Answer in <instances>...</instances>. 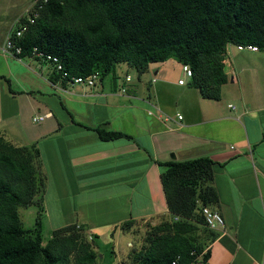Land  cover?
I'll use <instances>...</instances> for the list:
<instances>
[{"label":"crops","instance_id":"0c3cea01","mask_svg":"<svg viewBox=\"0 0 264 264\" xmlns=\"http://www.w3.org/2000/svg\"><path fill=\"white\" fill-rule=\"evenodd\" d=\"M18 8L0 15V49L29 9ZM238 52L231 51L230 74L226 69L230 98L222 91L213 101L191 87L175 60L138 81H121L116 69L108 85L90 88L62 80L52 63L0 51V137L29 150L36 143L42 196L75 201L74 215L56 230L80 224L93 234L117 231L130 220L133 231L156 225L168 215L159 163L208 157L217 164L212 209L225 227L214 231L207 264H264V55ZM36 112L52 116L30 134L25 118ZM98 129L131 139L103 141ZM124 258L118 263L128 264Z\"/></svg>","mask_w":264,"mask_h":264},{"label":"trees","instance_id":"16d2710c","mask_svg":"<svg viewBox=\"0 0 264 264\" xmlns=\"http://www.w3.org/2000/svg\"><path fill=\"white\" fill-rule=\"evenodd\" d=\"M39 5V18L17 46L22 58H35L34 49L55 57L58 63L52 64L61 66L57 73L66 82L93 73L103 81L123 63L143 75L151 64L175 59L191 68V87L206 100L220 101L229 80L228 45L264 51V0H40ZM97 133L103 141L131 139L121 132ZM38 159V149L0 137V264H98L97 237L89 242L84 226L56 230L46 245L40 231L33 237L23 228L19 208L33 205L45 188ZM159 165L168 215L148 223L128 264H190L202 255L208 262V245L217 235L206 227L202 209L219 202L212 186L217 164L203 157ZM135 226L126 221L121 230L134 232Z\"/></svg>","mask_w":264,"mask_h":264},{"label":"rangeland","instance_id":"374dc122","mask_svg":"<svg viewBox=\"0 0 264 264\" xmlns=\"http://www.w3.org/2000/svg\"><path fill=\"white\" fill-rule=\"evenodd\" d=\"M33 0H4L0 2V15L5 12V9L11 8V6L14 7L15 3H18V12L22 13L24 12L30 5L32 4ZM14 12V11H13ZM12 18V17H11ZM238 46L235 44H230L227 47V51L229 53V56L227 57V66L225 63V68L228 70L229 74L231 72V51L238 52ZM242 55L250 54L248 50H245L243 52H238ZM259 55H264V51L259 53ZM175 60V59H170ZM176 61V60H175ZM167 65L166 62L163 63H154L151 64L149 69L147 70V77H153L154 72L160 67H165ZM117 72L121 78V81H125L126 77L129 75L134 81H138L139 79V71L136 67H132L126 63L118 64L117 65ZM111 75L106 76L104 78L105 84H109L111 82ZM183 78V77H182ZM187 79V78H186ZM190 79V78H189ZM231 89L230 84L224 85L222 88V91H224V96L226 98H230V92ZM40 116L38 112L32 113L28 116H26V124L25 130L32 134L33 131L40 130L43 126V123H35L34 118ZM32 149H37V144H32ZM45 191V188L42 190H39L35 197V203L29 207H21L19 208V214L22 220V226L26 231H30L31 236L36 237L37 233L40 231L41 236L43 238V244L46 245L52 238L53 233L57 228L63 225V220L66 217L71 215H74L72 213L73 210V203L75 201H72V203H66V202H52L50 201V197L48 196L44 197L43 192ZM44 197V198H43ZM211 210H213L211 208ZM214 211V210H213ZM95 213H98L95 211ZM100 220V217H99ZM104 220V219H102ZM70 222L75 221V218H70ZM38 222L41 224L40 230L38 229ZM80 224H76L78 226ZM221 229V228H219ZM218 229V230H219ZM149 231L148 223H142L134 229V232H121V230L113 229V227L106 231V229H101L97 231H93V233L89 232L86 229V237L87 234H91L94 237H97L96 239V246L99 251V255L103 256V258L99 259L98 264H119L118 256L119 258H124L125 261L128 263L131 262L132 255L134 253V250H139L143 244V238L146 235V233ZM131 243V246L130 244ZM128 254V255H127ZM127 255V256H126Z\"/></svg>","mask_w":264,"mask_h":264},{"label":"built area","instance_id":"2783aa9c","mask_svg":"<svg viewBox=\"0 0 264 264\" xmlns=\"http://www.w3.org/2000/svg\"><path fill=\"white\" fill-rule=\"evenodd\" d=\"M39 1L40 0H34L32 5L27 10L26 15L19 18L16 21L15 25L8 33L4 46L0 49L2 53L7 54V55H12L21 60L23 50L21 47L17 46L16 40L22 38L23 35L28 31L29 25L34 24L35 20L39 18L40 16L39 12L42 9V5H39L38 7L36 6L38 5ZM44 2L46 3L47 0H44ZM24 18L26 19V21L23 20ZM238 49L240 51H245V50L252 51V52L261 51L259 47L253 46V45H248V46L238 45ZM34 57L35 59L37 58L39 59V61H42L45 63H54V64L58 63V60L55 57L39 52L37 49H34ZM57 69L60 70L61 66L57 65ZM183 71L188 78H191L193 76L192 70L189 66H183ZM99 81H100V74L93 73L87 77L72 78L71 81L68 83H70L71 85H84L86 87L92 88V87H95ZM130 81H131V77L128 76L127 82H130ZM179 84L184 85L185 81L181 80L179 81ZM51 116H52L51 114H47L44 116L36 117L34 118V122L35 123L43 122ZM178 119L182 120L183 117L178 116ZM202 215L204 217L206 227L209 228L210 230L218 231L219 228L223 229L225 227L224 218L221 216L220 213L211 210V208L204 207L202 209ZM76 227L77 229H82V225H78ZM87 239L89 242H92L93 235L87 234ZM177 261H175L173 264H177ZM190 264H207V261L204 259L202 255V256H198L196 260H194Z\"/></svg>","mask_w":264,"mask_h":264},{"label":"water","instance_id":"95a60500","mask_svg":"<svg viewBox=\"0 0 264 264\" xmlns=\"http://www.w3.org/2000/svg\"><path fill=\"white\" fill-rule=\"evenodd\" d=\"M174 158H175V156H174Z\"/></svg>","mask_w":264,"mask_h":264}]
</instances>
